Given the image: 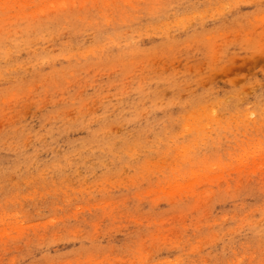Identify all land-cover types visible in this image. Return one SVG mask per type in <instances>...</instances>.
Instances as JSON below:
<instances>
[{
  "label": "rangeland",
  "instance_id": "obj_1",
  "mask_svg": "<svg viewBox=\"0 0 264 264\" xmlns=\"http://www.w3.org/2000/svg\"><path fill=\"white\" fill-rule=\"evenodd\" d=\"M0 264H264V0H0Z\"/></svg>",
  "mask_w": 264,
  "mask_h": 264
}]
</instances>
